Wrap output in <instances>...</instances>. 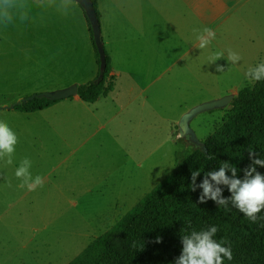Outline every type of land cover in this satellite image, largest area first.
Masks as SVG:
<instances>
[{
  "label": "rangeland",
  "instance_id": "obj_1",
  "mask_svg": "<svg viewBox=\"0 0 264 264\" xmlns=\"http://www.w3.org/2000/svg\"><path fill=\"white\" fill-rule=\"evenodd\" d=\"M145 4L164 31L163 17L170 25L166 53L152 67L140 47L132 58L140 70L150 71L145 93L124 87L120 96L110 93L95 105L68 100L58 108L77 113L75 118L54 114L51 107L62 100L29 118L0 110V121L18 137L13 165L0 161V264L70 262L196 149L178 128L187 111L254 85L245 73L264 62V0ZM205 27L216 38L200 50L193 30ZM229 49L242 57L238 64L227 61ZM216 52L225 57L209 64ZM232 112L231 102L202 111L189 128L203 142ZM26 157L32 175L44 180L35 191L17 187L15 169Z\"/></svg>",
  "mask_w": 264,
  "mask_h": 264
},
{
  "label": "trees",
  "instance_id": "obj_2",
  "mask_svg": "<svg viewBox=\"0 0 264 264\" xmlns=\"http://www.w3.org/2000/svg\"><path fill=\"white\" fill-rule=\"evenodd\" d=\"M91 2L100 23L97 0ZM83 15L98 70L92 80L76 84L77 96L93 104L113 89L114 78L105 47V66L100 69L99 54L84 11ZM40 94H32V100L15 105L14 110L33 113L58 102L39 97ZM231 106L232 114L203 141L200 149L184 157L170 174L67 264H174L182 252L181 236L212 226L218 229L214 239L227 242L223 246L230 247L233 254L230 261L224 258V264H264V210L253 223L231 204L227 210L211 200L198 204L202 189L195 192L190 189L192 171H201L199 184L206 172L218 170L224 161L236 166L237 178L243 179V169L251 163L249 147L264 159V81L239 91ZM257 171L264 174L262 167L257 166ZM221 187L223 197L228 198L229 191ZM157 237L161 243H155Z\"/></svg>",
  "mask_w": 264,
  "mask_h": 264
},
{
  "label": "crops",
  "instance_id": "obj_3",
  "mask_svg": "<svg viewBox=\"0 0 264 264\" xmlns=\"http://www.w3.org/2000/svg\"><path fill=\"white\" fill-rule=\"evenodd\" d=\"M147 1L97 0L103 45L111 58L114 79L113 89L88 105H95L113 92L120 96L124 87L125 91H147L145 82L150 71L140 70L132 58L140 54V47L146 55V65L152 67L156 57L161 59L166 53L165 40L170 34L169 21L163 17V24L168 22L164 31L162 20L157 23L155 14L147 9ZM97 70L87 24L78 4L68 16L34 10L33 19L22 29L10 30L7 38L0 35V110L32 94L90 81ZM68 100L86 104L78 96L60 101L51 107L60 119L66 113L69 118L78 117L75 112L58 109ZM15 114L29 118L32 113ZM90 115L85 107L84 122L87 119L89 124Z\"/></svg>",
  "mask_w": 264,
  "mask_h": 264
},
{
  "label": "clouds",
  "instance_id": "obj_4",
  "mask_svg": "<svg viewBox=\"0 0 264 264\" xmlns=\"http://www.w3.org/2000/svg\"><path fill=\"white\" fill-rule=\"evenodd\" d=\"M77 3L79 0H0V35L7 38L10 30L22 29L33 19L34 10H37L39 14L54 11L62 16H68ZM193 31L196 33L197 48L200 50L206 49L216 38V32L210 27H205L202 31L198 29ZM224 57V52H216L208 58L209 64H215L217 60ZM226 59L229 64L235 65L241 61L242 57L229 49ZM216 71L225 73V68L216 65ZM245 78L251 82L264 81V62L249 67ZM17 144L16 133L6 122L0 121V161L5 165H13ZM247 152L251 163L243 169V179L237 178V167L227 161L222 162L218 170L213 169L206 172L199 184H197V178L201 175V171L191 172V191L195 192L197 188L202 189L198 204L211 200L226 210L231 204L248 220L253 223L257 222L258 214L264 210V174L257 171V166L264 168V159L259 158L258 153L251 147ZM209 158L215 159L216 157L210 156ZM31 168L32 161L29 158L26 157L20 161L15 169V177L20 181L18 188L35 191L43 187V178L40 175L33 176ZM6 183L11 187L10 181ZM221 186L229 191L228 198L223 197ZM217 231L218 229L212 226L207 230H193L190 234L181 236L182 252L174 264H224V258L232 260L231 248L223 246L227 242H217L214 239ZM155 243H161V238L157 237Z\"/></svg>",
  "mask_w": 264,
  "mask_h": 264
},
{
  "label": "water",
  "instance_id": "obj_5",
  "mask_svg": "<svg viewBox=\"0 0 264 264\" xmlns=\"http://www.w3.org/2000/svg\"><path fill=\"white\" fill-rule=\"evenodd\" d=\"M77 4L83 9V11L85 12L86 17L89 21L91 31H92L93 40H94V44H95L96 49H97L98 54H99L100 69L103 70L104 66H105L104 45H103V39H102V35H101L100 23H99V20L97 18L94 6H93L91 0H79V3H77ZM75 96H77L76 85H71V86L64 87V88H58V89H54V90H50V91H45L39 95V97H43V98L50 100V101H59V100L72 98ZM234 97H235L234 95L229 94V95H226V96L221 97L219 99L200 104V105L190 109L189 111H187V113H185L181 117V119L178 123V128L180 130L184 129L186 131V134H184V135H186V136L191 135V138H189L191 143H194L197 146V149H200L203 145V142L198 140L195 137L193 131L189 128L190 120L202 111L213 110L216 108H223V107L227 106L232 101V99ZM33 98H34L33 95L28 96V97L22 99L21 101H17L16 103H13L11 105L2 107V109H5V110L14 109L15 105H20L22 103H26L28 100H32Z\"/></svg>",
  "mask_w": 264,
  "mask_h": 264
},
{
  "label": "flooded vegetation",
  "instance_id": "obj_6",
  "mask_svg": "<svg viewBox=\"0 0 264 264\" xmlns=\"http://www.w3.org/2000/svg\"><path fill=\"white\" fill-rule=\"evenodd\" d=\"M181 130L183 131V134H186V131L184 129H181ZM188 136L189 138H191V135H188ZM192 145L197 149V146L194 143H192Z\"/></svg>",
  "mask_w": 264,
  "mask_h": 264
}]
</instances>
